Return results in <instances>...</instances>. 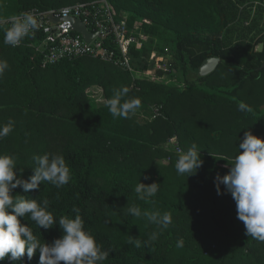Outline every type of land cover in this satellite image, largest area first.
<instances>
[{"label": "trees", "instance_id": "16d2710c", "mask_svg": "<svg viewBox=\"0 0 264 264\" xmlns=\"http://www.w3.org/2000/svg\"><path fill=\"white\" fill-rule=\"evenodd\" d=\"M95 1L101 0H0V22L33 9ZM105 1L119 15L130 14L131 27L137 25L150 38L141 49L131 47V70L93 58L49 65L31 37L19 47L5 44L8 24L0 23V59L9 64L0 77V125L14 121L13 131L0 139V154L16 156L17 174L24 169V179L34 174L36 155L61 154L71 169L70 182L61 188L45 182L29 193L17 187L13 195L48 199L56 218H74L72 208H79L85 228L112 249L103 264H264V242L245 234L231 194L221 184L224 194L218 195L216 187L217 176L226 175L239 154L245 133L264 138V38L233 42L241 23L249 34L258 31V18L245 9L264 0ZM157 39L174 46L179 69L169 73L180 72L182 82L164 78L160 70L156 76L146 74ZM210 58L221 63L200 77V67ZM125 87L127 97L139 98L141 107L128 118H114L107 101ZM94 88L103 92L106 104L92 100ZM240 104L250 111L239 110ZM175 138L182 151L193 143L201 149L203 164L196 174H177L179 154L165 149ZM140 181L160 183L147 202L134 191ZM133 206L167 212L172 224L159 229L143 216L128 214ZM22 223H29L42 242L63 235L58 224L39 229L30 220L22 218ZM152 232L158 238L149 246L129 244L133 237L143 242ZM180 239L183 247H177ZM39 255L15 262L6 257L0 264H40Z\"/></svg>", "mask_w": 264, "mask_h": 264}, {"label": "clouds", "instance_id": "9594fccd", "mask_svg": "<svg viewBox=\"0 0 264 264\" xmlns=\"http://www.w3.org/2000/svg\"><path fill=\"white\" fill-rule=\"evenodd\" d=\"M40 27L39 20L30 13H22L11 17V27L3 29L4 43L17 47L30 37ZM9 64L0 59V77H3ZM128 88L116 90L112 98L108 99L107 107L114 118H128L141 107L139 98H128ZM239 110L250 111L244 104ZM14 129V121L0 125V139L8 136ZM239 154L235 157L226 175L217 176L216 187L218 195L224 191L230 193L236 203L237 218L245 226V234L255 240L264 242V138H260L250 131L239 144ZM242 150V151H241ZM16 156L0 154V260L6 257L11 261H18L27 255L31 260L39 252L40 264H103L110 256L111 248L97 242L92 232L85 228V220L80 209L72 208L75 213L71 216L54 217L49 210L48 199L38 201L28 199L22 195H13V190L21 187L25 193L37 189L45 182L56 188H61L71 180V169L61 154L47 153L33 157L34 174L28 179L23 178L24 169L17 174ZM201 149L193 143L187 151H181L175 169L178 175L197 173L202 166ZM148 179V177H145ZM160 183L145 184L141 181L134 191L141 201H149L157 195ZM128 214L134 217H145L148 222L159 229H167L172 224L169 213L141 211L138 206L128 209ZM22 218L30 220L41 229H51L57 224L63 235L52 243L42 242L33 229L22 223ZM158 238L157 232L149 233L148 238L141 242L133 237L129 244L140 247L149 246ZM184 241H177V247H183Z\"/></svg>", "mask_w": 264, "mask_h": 264}, {"label": "built area", "instance_id": "2783aa9c", "mask_svg": "<svg viewBox=\"0 0 264 264\" xmlns=\"http://www.w3.org/2000/svg\"><path fill=\"white\" fill-rule=\"evenodd\" d=\"M22 13H30L38 18L40 27L30 36L31 43L49 65L80 58H93L131 70L128 57L131 47L142 48V42L140 43L131 31L134 28L129 22L130 14L119 15L105 0L77 3L63 9L49 11L33 9ZM72 19L81 21L86 25L88 32L96 37L88 42L81 33L74 30ZM0 23L11 27V18ZM106 42L109 48L106 47ZM22 43L23 41L19 46ZM176 150L178 154L182 151L179 146H176Z\"/></svg>", "mask_w": 264, "mask_h": 264}, {"label": "rangeland", "instance_id": "374dc122", "mask_svg": "<svg viewBox=\"0 0 264 264\" xmlns=\"http://www.w3.org/2000/svg\"><path fill=\"white\" fill-rule=\"evenodd\" d=\"M258 1V0H257ZM77 4V3H76ZM250 5V4H249ZM252 6L245 9L246 11L251 12V18L253 19L258 18V31H254L252 33H247V31H243V29L240 27L242 26V23L236 30V35L233 37V42L237 44L240 40H249L251 42H255L257 38H264V4L260 1L258 3L253 2L251 4ZM71 6V5H70ZM252 23L251 20L247 21L245 26H249ZM134 30H131L133 34L137 37L138 41L142 42V48L144 47V43H148L150 41V38L146 36L144 33H141L140 27L137 25L132 26ZM254 38V40H253ZM140 42V43H141ZM156 43L158 44V49L155 50L149 59V68L146 70L147 75L156 76L157 72L160 70L165 73L164 78L170 79L174 81L175 83L179 81H183V77L180 74V72L177 74L176 77H172L169 73L173 68L179 69V66L175 63V58L173 54L174 46L165 42H160L158 39L156 40ZM262 49V46L256 47V51H260ZM161 50L164 51V53L161 52ZM108 66H110L112 69L116 68L112 64L106 63ZM92 100H95V103L99 104H106V101L103 97V92L98 89L94 88L93 91L89 95ZM93 100V101H94ZM156 112V110H154ZM263 138V137H260ZM176 146H179L176 142V138L171 140L169 144L166 146V150L173 148L176 149ZM161 163H166L165 160Z\"/></svg>", "mask_w": 264, "mask_h": 264}, {"label": "water", "instance_id": "95a60500", "mask_svg": "<svg viewBox=\"0 0 264 264\" xmlns=\"http://www.w3.org/2000/svg\"><path fill=\"white\" fill-rule=\"evenodd\" d=\"M50 19L57 22V20H55L53 17H50ZM71 22L74 30L81 33L88 42H91L96 37L95 35H92L88 32L86 25L83 24L81 21L77 19H72ZM220 63L221 59L219 58H210L206 60L199 69V76H209L217 69Z\"/></svg>", "mask_w": 264, "mask_h": 264}]
</instances>
